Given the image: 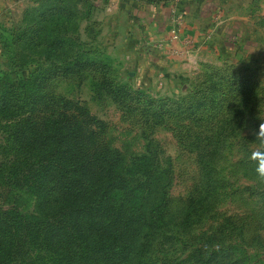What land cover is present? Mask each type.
I'll return each instance as SVG.
<instances>
[{"label":"rangeland","instance_id":"374dc122","mask_svg":"<svg viewBox=\"0 0 264 264\" xmlns=\"http://www.w3.org/2000/svg\"><path fill=\"white\" fill-rule=\"evenodd\" d=\"M117 1L9 0L8 13H0V77L16 62H30V66L64 63L80 51L103 61L115 82L153 99L181 100L190 98L196 84L208 83L209 75L217 78L215 71L251 74L256 81L254 95L228 79L218 110L199 109L186 117L177 116L174 106L166 102L161 112L150 108L156 114L149 117L141 110L143 101L128 100L130 107L105 91L98 96L93 86L102 75V67L55 78L48 88L77 103L80 108L73 113L78 118L88 117L92 126L99 125V143L120 152L123 169H132V157L145 153L149 142L156 150V159L146 168L154 171V182L166 181L165 171H170L168 211L173 219L181 214L200 177L196 150L181 144L176 133L204 142L224 117L233 114L239 100L250 95L244 110L238 111L240 119L234 131L224 137L213 162L223 179L215 210L201 223L192 224L189 231L174 229L171 239H160L153 248L158 259H180L202 247L205 236L217 231L219 235H214L216 240L209 249L218 254L210 264H264V184L258 182L255 162L249 159L260 147L254 132L264 119V0H120V10L113 8ZM53 4L59 5L60 12L51 16L37 39L30 40L36 10ZM123 5H134L140 13L147 12L145 15L157 7L161 28L156 35L149 36L146 19L130 24ZM108 6L111 12L105 9ZM30 8L35 12L26 13ZM130 32H134L132 36ZM52 39L60 44L48 55L46 45L54 42ZM132 51L134 54L127 57ZM0 117L2 123L7 118ZM156 191L157 187H152L142 193L150 200ZM0 204L31 211L35 196L26 187H17L8 198L0 199Z\"/></svg>","mask_w":264,"mask_h":264},{"label":"trees","instance_id":"16d2710c","mask_svg":"<svg viewBox=\"0 0 264 264\" xmlns=\"http://www.w3.org/2000/svg\"><path fill=\"white\" fill-rule=\"evenodd\" d=\"M42 8L32 20L30 40L37 39L51 16L61 10L58 4ZM27 12L35 11L30 8ZM58 44L54 40L46 45L48 55ZM29 63L16 62L0 77V116L7 117L0 121V199L8 198L17 187H26L35 196L31 211L0 204V264H191L190 260L210 264L218 254L209 249L217 231L205 236L202 247L180 259H158L153 247L160 239H171L174 229L189 231L192 224L201 223L215 210L223 179L213 162L224 137L240 119L238 111L255 94L251 74H227L222 69L214 72L217 78L209 75L208 83L196 84L190 98L153 99L115 82L103 61L80 51L64 63ZM89 67H102L93 86L98 96L105 91L130 107L128 100L143 101L141 110L149 117L156 114L150 108L161 112L165 102L180 117L192 116L199 109L218 110L228 79L252 92L239 100L233 114L224 117L204 142L176 133L181 144L196 150L200 169L198 183L177 219L168 211L170 171H165L166 181L155 183L154 171L146 168L156 159L149 142L145 153L132 157V169H123L120 152L99 143V125L92 126L88 117L78 118L73 113L80 108L77 103L48 88L53 79L78 75ZM152 187H157V194L149 200L142 190Z\"/></svg>","mask_w":264,"mask_h":264},{"label":"crops","instance_id":"0c3cea01","mask_svg":"<svg viewBox=\"0 0 264 264\" xmlns=\"http://www.w3.org/2000/svg\"><path fill=\"white\" fill-rule=\"evenodd\" d=\"M8 1L9 0H0V13L2 14V15H4V13H8V7H7V3H8ZM119 2H121L120 0H119ZM118 1L116 2V4L114 5V7L113 8H118V10H120L121 9V4L122 3H119ZM105 8V7H104ZM108 12H111V9H112V7H106L105 8ZM122 9H124L125 10V12H126V15L127 16H125V19H128L127 21L130 23V24H132V23H134L135 21H138V20H140L141 22L143 21H145V19L147 20L146 22H147V24H148V33H149V36H151L152 37V35H156L155 33H157V31H158V29H160L161 28V24H160V20H159V16H160V11H158V8L157 7H154L153 9H151L149 12H148V15H145L146 13H143V11H142V13H140L141 11H138L137 10V7L136 6H132V7H128V6H126L125 5V7H124V5H123V7H122ZM123 16V15H122ZM109 22V21H108ZM127 24V23H126ZM134 25V24H133ZM145 25H146V23H145ZM147 26V25H146ZM127 32V30L125 31V33ZM132 33H134V32H130V33H128V35H131L132 36ZM127 34V33H126ZM151 37H150V39H151ZM126 40V39H125ZM139 40V39H138ZM129 41V37H127V41H125V42H128ZM134 54V51H132V52H128L127 53V57H130L131 55H133ZM169 65V64H168ZM167 65V66H168ZM170 68L172 67L173 68V66H169Z\"/></svg>","mask_w":264,"mask_h":264},{"label":"clouds","instance_id":"9594fccd","mask_svg":"<svg viewBox=\"0 0 264 264\" xmlns=\"http://www.w3.org/2000/svg\"><path fill=\"white\" fill-rule=\"evenodd\" d=\"M259 128L254 135L260 143V147L251 152L249 159L254 163V173L260 184H264V119H261Z\"/></svg>","mask_w":264,"mask_h":264}]
</instances>
